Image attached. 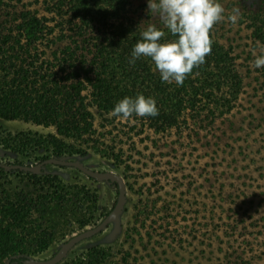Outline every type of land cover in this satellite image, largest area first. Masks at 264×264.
<instances>
[{"label": "trees", "instance_id": "obj_1", "mask_svg": "<svg viewBox=\"0 0 264 264\" xmlns=\"http://www.w3.org/2000/svg\"><path fill=\"white\" fill-rule=\"evenodd\" d=\"M219 3L225 18L210 31L211 53L177 85L161 82L150 58L128 63L149 24L165 32L161 42L175 39L150 12L147 0H0V121L19 120L54 130L45 135L1 132L0 152L6 154L0 162V264L47 250L53 241L51 217L79 206L90 194L85 186L65 183L56 174L5 170L1 164L84 158L93 152L110 159L115 168H127L125 151L117 144L130 132L139 136L149 131L188 142L201 130L212 140L211 160L218 158L220 166L229 159L239 165L237 171L231 169L237 172V185L230 193L233 181L228 178L234 176L230 168L224 170L225 180L215 177L216 169L206 173L210 183L203 223L206 237L196 251L204 253V264H264V194L249 193L250 184L239 176L250 171V164L260 165L264 172L260 137L264 132L249 127L236 136L216 133L241 104L246 70L264 77V67L254 64L256 56L264 54V0ZM234 10L239 13L235 22L228 19ZM258 86L264 97V80ZM137 94L155 98L159 115L128 119L112 115L116 103ZM214 178L219 183H213ZM152 210L148 224L164 221L158 226L165 227L155 244L166 241L173 252L170 238L189 242L188 206H178L173 215L174 208L155 201ZM177 217L186 220L180 230L172 227ZM87 223L80 219L78 224ZM146 236L148 242L154 238ZM106 255L94 247L85 257L60 264H105Z\"/></svg>", "mask_w": 264, "mask_h": 264}, {"label": "rangeland", "instance_id": "obj_2", "mask_svg": "<svg viewBox=\"0 0 264 264\" xmlns=\"http://www.w3.org/2000/svg\"><path fill=\"white\" fill-rule=\"evenodd\" d=\"M246 71L249 76L246 79L245 95L237 110L219 124V129L216 131L218 134L220 131H225L227 135L236 136L238 130L249 127L257 133L264 132V97L258 94L260 91L258 83L262 82L264 77L257 70L248 68ZM241 122H243L242 126ZM0 130L10 134L30 131L40 135L54 131L52 128L35 126L19 120L0 121ZM208 136L205 130H201L199 136L194 137L192 141L179 142L175 141L176 138L153 135L149 131L139 136L130 132L121 144H117L125 151V163L128 168H115L111 160L93 152L84 158L70 157L69 159L80 160L91 170L118 173L125 183L126 202L115 222L110 223L100 234L75 246L68 258L85 257L89 249L98 247L107 251L105 264H172V262L194 264L195 257L198 258L196 263L204 264V253L197 252L196 248L206 237L203 223L210 203V183L205 175L211 169H216L219 172L215 177L219 181L222 180L221 178L225 180L227 178L224 170L229 168L231 170L234 167L237 171L239 165L237 162H231L230 159L221 166L218 165V158L211 160L212 140ZM0 159L4 157L0 155ZM235 159L237 161V158ZM250 165V171H243L244 173L239 175L243 177L240 180L250 184L247 191L254 196L258 193L264 194L263 168L256 164ZM221 170L222 176H220ZM44 171L56 174L65 183L83 185L90 191L79 206L67 208L61 214L51 217L49 225L53 229L54 241L40 256L42 259H47L67 239L98 224L112 209L116 201V193L115 188L107 182L94 181L74 169L47 166ZM236 171H230L234 176L228 178L233 181L229 193L237 185V180H234L237 178ZM219 181L213 179V183ZM191 182L192 187L188 189ZM155 201H162L174 208L173 215L178 206L184 209L188 206L190 214L185 216V219H188L190 225V239L189 242L184 243L179 241V236L176 240L170 238L169 243L174 249L173 252L166 246L168 244L166 241L161 242L160 246L154 243L155 238H159L158 235L165 230V227L158 226L164 221L148 224L152 216H148V212H153L152 203ZM164 215L169 217L168 214ZM179 218L181 217L176 218L177 224H173L172 227L180 230V227L186 224V220L182 221ZM80 219L88 220L87 226L83 228L79 226ZM146 233H150L154 237L153 240L148 242ZM175 234L178 233L172 232V235ZM202 249L203 246L200 247V250Z\"/></svg>", "mask_w": 264, "mask_h": 264}, {"label": "clouds", "instance_id": "obj_3", "mask_svg": "<svg viewBox=\"0 0 264 264\" xmlns=\"http://www.w3.org/2000/svg\"><path fill=\"white\" fill-rule=\"evenodd\" d=\"M147 6L175 39L161 42L165 32L155 23L149 24L132 48L128 63L131 66L141 57L150 58L161 82L182 85L193 68L203 64L211 53L210 31L225 18V9L219 0H147ZM234 13L228 17L233 22L239 14L238 10ZM254 64L257 69L264 67V54L256 56ZM112 115L122 119L155 117L159 109L155 98L137 94L116 103Z\"/></svg>", "mask_w": 264, "mask_h": 264}, {"label": "water", "instance_id": "obj_4", "mask_svg": "<svg viewBox=\"0 0 264 264\" xmlns=\"http://www.w3.org/2000/svg\"><path fill=\"white\" fill-rule=\"evenodd\" d=\"M57 165L60 167H69L73 168L87 177L94 179L96 181H105L114 186L117 189V199L114 207L110 211V213L96 226L93 228L82 231L75 236L68 239L65 243H63L57 253L48 260H38L33 258H28L22 262V264H58L66 258L68 252L79 242L89 239L96 234L100 233L103 229L106 228L112 222H115L119 215L122 213L124 204L126 202V193H125V185L121 176L113 171H94L86 167L80 160H67V159H55L48 158L46 160L41 161L40 163L34 166L28 165H9L4 166L5 169H18L22 171H28L32 173H39L41 168L44 165ZM5 264H9V260L5 262Z\"/></svg>", "mask_w": 264, "mask_h": 264}, {"label": "flooded vegetation", "instance_id": "obj_5", "mask_svg": "<svg viewBox=\"0 0 264 264\" xmlns=\"http://www.w3.org/2000/svg\"><path fill=\"white\" fill-rule=\"evenodd\" d=\"M4 122H7V121H4ZM1 132H2V130H0V136H1ZM0 147L2 148V146H0ZM0 155L3 156V154H2L1 152H0ZM99 156H100V155H99ZM3 157H4V156H3ZM72 157H73V156H72ZM101 157H102V156H101ZM4 158H5V157H4ZM48 158H54V157H47V158L42 159V160H40V161H38V162H35V163H24V164H15V163H11V164H8V165H7V164H1V166H2L3 168H4V166H9V165H28V166H34V165H36V164L40 163L41 161L46 160V159H48ZM69 158H70V157H64V158H61V159H67V160H70ZM104 158H105V157H104ZM55 159H57V158H55ZM3 160H4V159H0V162H2ZM8 160H9L10 162H12L11 159H8ZM72 160H74V159H72ZM109 160H110V159H109ZM47 166H54V167H59V168H69V167H60V166H57V165H52V164H50V165H44V166L41 168L40 172L43 171L44 173H47V172L44 171V168L47 167ZM126 166H127V168H128V165H127V164H126ZM4 169H5V168H4ZM70 169H73V168H70ZM5 170H18V169H5ZM74 170H75V169H74ZM18 171H22V170H18ZM94 171H95V170H94ZM23 172H26V171H23ZM27 172H28V171H27ZM40 172H39V173H40ZM100 172H103V171H100ZM113 172H114V171H113ZM30 173H32V172H30ZM39 173H33V174H39ZM115 173H116V172H115ZM117 174H118V173H117ZM118 175H119V174H118ZM119 176H120V175H119ZM88 178H89V177H88ZM121 178H122V177H121ZM89 179H91V178H89ZM122 179H123V178H122ZM92 180H94V179H92ZM94 181H96V180H94ZM99 182H105V181H99ZM123 182H124V180H123ZM107 183H108V182H107ZM108 184H110L111 186H113V187L115 188L116 199H117V189H116V187L114 186V184H111V183H108ZM124 185H125V183H124ZM125 193H126V189H125ZM94 200H96V197H94ZM115 202H116V201H115ZM114 205H115V203H114ZM114 205H113V207H114ZM113 207H112V208H113ZM111 210H112V209H111ZM111 210H110V211H111ZM110 211H109V213H110ZM109 213H108V214H109ZM108 214H107V215H108ZM107 215H106V216H107ZM106 216H105V217H106ZM105 217H104V218H105ZM104 218H103V219H104ZM49 219H50V218H49ZM103 219H102V220H103ZM102 220H101V221H102ZM87 221H88V220H87ZM101 221H100V222H101ZM100 222H99V223H100ZM88 223H89V222H88ZM88 223H87V224H88ZM99 223H98V224H99ZM49 224H50V220H49ZM96 225H97V224H96ZM96 225H94V226H96ZM79 226H80V224H79ZM85 226H87V225H85ZM85 226H84V227H85ZM94 226H93V227H94ZM107 226H108V225H107ZM107 226H106V227H107ZM81 227H82V226H81ZM93 227H90V228H93ZM82 228H83V227H82ZM90 228H86V229H84V230H82V231H85V230L90 229ZM52 230H53V229H52ZM103 230H104V229H103ZM103 230H102V231H103ZM82 231H80V232H82ZM102 231H101V232H102ZM80 232H78V233H80ZM101 232H100V233H101ZM78 233H77V234H78ZM100 233H98V234H100ZM98 234H96V235H98ZM75 235H76V234H75ZM75 235H73V236H75ZM96 235H95V236H96ZM73 236H72V237H73ZM93 237H94V236H93ZM93 237H91V238H93ZM70 238H71V237H70ZM70 238H69V239H70ZM89 239H90V238H89ZM67 240H68V239H67ZM67 240H66V241H67ZM86 240H87V239H86ZM53 241H54V233H53ZM53 241H52V243H53ZM66 241H65V242H66ZM83 241H85V240H83ZM65 242H63V243H65ZM81 242H82V241H81ZM81 242H79V243H81ZM52 243H51V244H52ZM63 243H62V244H63ZM79 243H78V244H79ZM62 244H61V245H62ZM78 244H76L75 246H77ZM61 245H60V247H61ZM50 246H51V245H50ZM50 246H49V247H50ZM75 246H74V247H75ZM60 247L57 249V251L60 249ZM74 247H73V248H74ZM73 248H72V249H73ZM48 249H49V248H48ZM48 249H47V250H48ZM72 249H71V250H72ZM47 250H45L44 252H46ZM71 250H70V251H71ZM57 251H56L51 257H49V258H47V259H42V258H40V256L44 254V252H42V253L39 254V255H37V254H35V255H31V256H28V257L22 259L20 262L15 261V262H12L11 264H22V262H23L24 260L28 259V258H33V259H38V260H48V259L52 258V257L57 253ZM70 251L68 252L66 258L63 259V261L66 260V259H69V258H68V255H69ZM63 261H61L60 263H62ZM60 263H58V264H60ZM9 264H10V260H9Z\"/></svg>", "mask_w": 264, "mask_h": 264}]
</instances>
